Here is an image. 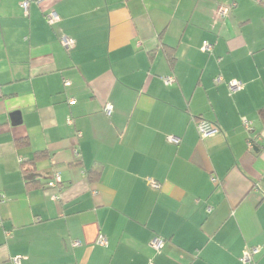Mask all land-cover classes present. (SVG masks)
<instances>
[{
    "label": "crops",
    "instance_id": "1",
    "mask_svg": "<svg viewBox=\"0 0 264 264\" xmlns=\"http://www.w3.org/2000/svg\"><path fill=\"white\" fill-rule=\"evenodd\" d=\"M21 2L0 0V264H264V0Z\"/></svg>",
    "mask_w": 264,
    "mask_h": 264
},
{
    "label": "built area",
    "instance_id": "2",
    "mask_svg": "<svg viewBox=\"0 0 264 264\" xmlns=\"http://www.w3.org/2000/svg\"><path fill=\"white\" fill-rule=\"evenodd\" d=\"M28 3H29V0H22L21 4H22V7L24 8V10L27 9ZM229 10H230V6H222V7L220 6L216 10V16H225L229 12ZM45 17H46V20L49 24L54 23L58 19V15L53 11L46 13ZM60 42H61L62 46L65 47L66 49H70L74 46V41L72 39L66 37V36L60 37ZM211 47H212L211 44H209L206 41H204L201 45V49L203 51H210ZM220 80H221V77L218 76L216 78V82H219ZM163 81L166 84H171V83H173L174 78H173V76H166L163 78ZM227 84H228L230 91H236V90H239L242 88V83L239 80H231ZM104 112L107 115H110L111 107L109 105H106L104 107ZM242 124L245 127L246 131L248 132L247 146L252 147L254 144V137L252 136L253 128L251 126V122L247 119H244L242 121ZM196 129H197V131L201 137H209V136H212V135L217 134L219 132V129H218L216 124L208 122V121L203 120V119H199L196 122ZM169 141L174 143V144H178L179 139L177 137L170 136ZM59 182H60V176L58 173H56L53 180L50 181L48 183V185L57 186ZM151 184L155 188L159 187V185L156 182H151ZM53 198H56V196H53ZM4 199H5L4 195L2 193H0V202H3ZM97 242L101 245H105L106 244V238L104 236L100 235L97 239ZM161 244H162V240L160 238H154L151 242V246L155 249L160 248ZM258 251H259L258 247H245L241 256H240V260L243 263L252 262L253 261V255L256 254ZM20 259H21L20 256H15V257L11 258V262L13 264H19Z\"/></svg>",
    "mask_w": 264,
    "mask_h": 264
},
{
    "label": "trees",
    "instance_id": "3",
    "mask_svg": "<svg viewBox=\"0 0 264 264\" xmlns=\"http://www.w3.org/2000/svg\"><path fill=\"white\" fill-rule=\"evenodd\" d=\"M44 156H46L45 151L37 152L36 155L27 162V164L32 165L37 159H39L40 157H44Z\"/></svg>",
    "mask_w": 264,
    "mask_h": 264
}]
</instances>
